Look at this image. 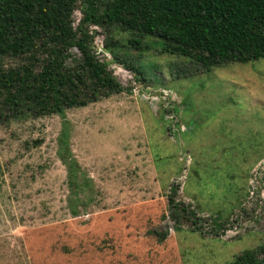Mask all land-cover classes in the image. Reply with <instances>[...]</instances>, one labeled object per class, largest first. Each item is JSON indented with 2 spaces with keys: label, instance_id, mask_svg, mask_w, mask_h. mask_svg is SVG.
I'll return each instance as SVG.
<instances>
[{
  "label": "rangeland",
  "instance_id": "1",
  "mask_svg": "<svg viewBox=\"0 0 264 264\" xmlns=\"http://www.w3.org/2000/svg\"><path fill=\"white\" fill-rule=\"evenodd\" d=\"M93 30L121 92L0 126V264H230L264 243V59L204 71L147 37L116 51L136 75ZM64 122L92 187L78 216L57 157ZM171 188L196 225L171 221Z\"/></svg>",
  "mask_w": 264,
  "mask_h": 264
},
{
  "label": "trees",
  "instance_id": "2",
  "mask_svg": "<svg viewBox=\"0 0 264 264\" xmlns=\"http://www.w3.org/2000/svg\"><path fill=\"white\" fill-rule=\"evenodd\" d=\"M76 10L81 18L74 25ZM93 27L106 33L104 49L114 63L136 75H143L142 67L116 51L147 49L141 44L147 37L156 39L160 54L190 59L204 71L264 59V0H0V126L23 117L64 119L70 109L121 92L109 63L96 54ZM63 125L57 157L66 169L71 214L78 216L92 187ZM175 191L168 197L169 218L196 225V212L176 201ZM154 234L158 242L168 236ZM230 264H264V243Z\"/></svg>",
  "mask_w": 264,
  "mask_h": 264
}]
</instances>
